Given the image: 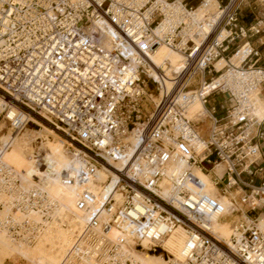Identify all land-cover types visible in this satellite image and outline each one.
Masks as SVG:
<instances>
[{
	"label": "built area",
	"instance_id": "built-area-1",
	"mask_svg": "<svg viewBox=\"0 0 264 264\" xmlns=\"http://www.w3.org/2000/svg\"><path fill=\"white\" fill-rule=\"evenodd\" d=\"M204 2L0 0V132L39 119L64 136L68 154L82 165L64 180L105 168L112 191L122 193L117 199L111 192L74 232L62 264H135L134 255L145 252L166 254L167 264H264V158L254 142L264 136V119L253 117L250 101L264 69L248 41L235 46L234 53L245 51L238 65L227 56L262 23L239 22L243 0H217L214 11L196 17ZM160 45L184 56L169 89L151 58ZM220 57L227 63L218 71ZM226 73L229 80L207 87ZM150 84L159 100L142 120ZM211 96L228 105L206 108L211 123L203 138L187 110L194 99L205 107ZM7 145L0 139V196L21 210L41 206L47 201L38 177L23 188L2 159ZM41 153H34L39 165ZM195 168L228 197V208L205 191ZM226 214L225 240L210 227ZM0 225L14 237L20 231L8 214ZM178 228L185 242L180 257L170 259L164 242Z\"/></svg>",
	"mask_w": 264,
	"mask_h": 264
},
{
	"label": "bare ground",
	"instance_id": "bare-ground-1",
	"mask_svg": "<svg viewBox=\"0 0 264 264\" xmlns=\"http://www.w3.org/2000/svg\"><path fill=\"white\" fill-rule=\"evenodd\" d=\"M216 5L217 3H215L214 9ZM151 58L168 76L164 80V85L169 89L171 87L169 79L183 67V54L165 45H160ZM231 62L233 63V61ZM226 63V58H218L214 62L215 70H222ZM222 78L229 80V73L217 77L207 87L216 86ZM258 93L259 91H254L250 96L253 117L255 115L253 99ZM150 98L152 101L158 102L159 95L150 94ZM205 110L201 100L194 99L187 110V116L198 120L200 116L205 114ZM12 113L13 110L10 109V116ZM21 115L28 117L24 113ZM30 120L41 126V129H26L20 135L19 133L13 135L9 130L0 132V139L8 141L2 159L19 174L23 188L33 185L34 176L38 177L40 189L45 192V201L47 202L38 207L21 210L14 205L12 197L1 194L0 201L3 202L4 209L0 215L8 214L14 223L19 225L20 231L14 237L12 233L0 225V264H6L13 258L24 260L30 264H62L64 253L73 239L74 232L84 225L91 213L114 190L112 191V184L106 181L108 172L105 168H97L93 176L84 180L79 178H74L71 181L64 180L63 176L78 171L82 166L81 163L68 154L67 145L69 142L65 138L33 117H30ZM4 127L5 125L1 123L0 130ZM36 134L38 136L34 137ZM49 135L53 139L49 138ZM39 137L45 141L38 148V152L42 151L41 160L43 162L41 165L35 158L32 147L33 140ZM129 140L132 142L133 138L130 137ZM54 147H58L55 154L51 150ZM195 172L201 179L204 177L202 180L206 185L205 191L210 192L211 196L217 197L228 208L229 199L226 204L223 201L228 197L218 194L210 176L200 171L199 168H195ZM62 181L69 183V185L62 183ZM87 185L90 186L91 190L86 188ZM114 196L120 199L122 193L116 190ZM44 205L48 208L46 213L42 209L45 208ZM82 208L84 209L82 210ZM228 217L230 215L227 216V214L223 218L214 217L210 227L214 234L225 240L229 238L231 233L230 218ZM27 231L29 233L25 234ZM117 233L115 229L110 231L113 236ZM185 238V232L178 228L165 240L164 247L169 253L170 259L171 256L180 257ZM155 256L146 252L136 253L134 262L135 264H167V260L161 255Z\"/></svg>",
	"mask_w": 264,
	"mask_h": 264
},
{
	"label": "crops",
	"instance_id": "crops-1",
	"mask_svg": "<svg viewBox=\"0 0 264 264\" xmlns=\"http://www.w3.org/2000/svg\"><path fill=\"white\" fill-rule=\"evenodd\" d=\"M215 3H217V0H208L206 1V3L204 2L203 5L199 6L196 9V15L198 17H201L205 15L207 12L213 11ZM260 5L261 8L256 13L253 11L250 12V15L247 14L243 15L240 12L238 13L239 22L247 28L255 24L256 22L260 21L262 23L260 26V31L257 33H253L249 31L246 38H241L239 40H236L235 43L230 48L239 45L244 41H248L253 46L254 50L257 53L256 57H254L257 61V64L264 69V2H261ZM235 48L236 47L232 48V50ZM244 56H245V51L243 48H241L230 56V60L233 61L234 64L238 65ZM263 100H264V82L260 87L259 93L253 99L254 114H255L254 118L257 121H262L264 119ZM261 127L264 128V121L261 124ZM258 129L255 128V132H254L255 134L257 133ZM254 142L258 145L261 156L264 158V136L255 137Z\"/></svg>",
	"mask_w": 264,
	"mask_h": 264
},
{
	"label": "rangeland",
	"instance_id": "rangeland-1",
	"mask_svg": "<svg viewBox=\"0 0 264 264\" xmlns=\"http://www.w3.org/2000/svg\"><path fill=\"white\" fill-rule=\"evenodd\" d=\"M184 1L188 2V4H191V5H197L199 3V0H184ZM227 1L228 0H222V4L226 3ZM261 2H263V1H261V0H243L242 4L239 7L238 13L240 12L243 15H245V14L250 15L251 11L256 13L261 8V5H260ZM234 47H232V48H234ZM232 48H230V50L227 52V55L231 56V53H234L235 49L232 50ZM149 88L151 90V94L157 95V89H156V86L154 84H150ZM214 102L217 103V105L218 104H222L224 108L227 107V105H228V101H226V99L223 100V99H220L219 96H211L209 98V100H208V104L205 105V109L209 108V106L211 104H213ZM152 104H153L152 99L149 96L146 97V99H145V101L143 103L142 120L146 117L147 113L152 108ZM220 113H221V111H220ZM36 120L41 122V123H43L47 127L53 129L52 127H50L47 124H45L43 121H41L39 119H36ZM192 121H193L195 127H197V129L199 130L200 134L203 136V138H206L207 135H208L209 126H210V123H211L210 117H209V114L207 113V111L205 112L204 115L200 116L198 118V120L192 119ZM26 129L40 130L41 126H39L37 123H35L33 121H29L27 123V125L22 130H20L19 132L17 130H13L12 128H6L3 131H8L9 130V132L12 133L13 135L16 134V133H19V135H20L21 133L25 132ZM54 131L58 135H60L61 137H64V136H62V134H60L56 130H54ZM37 136L38 135L36 134L34 137H37ZM48 137L53 139V137L51 135H49ZM43 142H45V141H43L42 137L35 138L33 140L32 147L34 148V153L38 150L39 147H41L43 145ZM57 148L58 147L51 148L53 154H55L57 152V150H58ZM202 179H204V177ZM62 183L69 185V183H66V182H63V181H62ZM102 187H103V185H102ZM86 188L88 190H91L89 185H87ZM208 193L210 194V192H208ZM223 201L226 204L227 201H228V198H225ZM83 209L84 208H82V210ZM229 223L231 225V221ZM148 253L149 254H154V256L156 255L155 257H158L157 255H160V252H155V253L148 252ZM164 258L167 259L166 254H164ZM6 264H30V263H26V262H24V260H20L18 258H13L12 260L6 262Z\"/></svg>",
	"mask_w": 264,
	"mask_h": 264
}]
</instances>
